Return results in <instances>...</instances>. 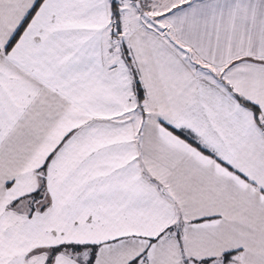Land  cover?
Returning a JSON list of instances; mask_svg holds the SVG:
<instances>
[{"label": "snow or ice", "instance_id": "snow-or-ice-1", "mask_svg": "<svg viewBox=\"0 0 264 264\" xmlns=\"http://www.w3.org/2000/svg\"><path fill=\"white\" fill-rule=\"evenodd\" d=\"M0 264H264V0H0Z\"/></svg>", "mask_w": 264, "mask_h": 264}]
</instances>
